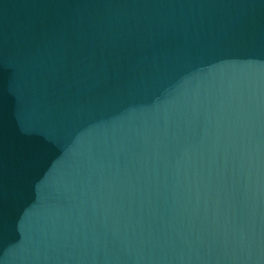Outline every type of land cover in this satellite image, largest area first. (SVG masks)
<instances>
[{
  "label": "water",
  "instance_id": "obj_1",
  "mask_svg": "<svg viewBox=\"0 0 264 264\" xmlns=\"http://www.w3.org/2000/svg\"><path fill=\"white\" fill-rule=\"evenodd\" d=\"M0 264H264V0H0Z\"/></svg>",
  "mask_w": 264,
  "mask_h": 264
}]
</instances>
